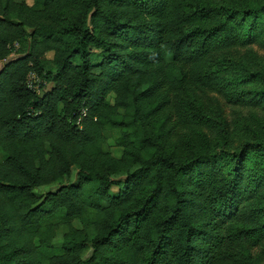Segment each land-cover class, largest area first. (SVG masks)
I'll list each match as a JSON object with an SVG mask.
<instances>
[{"label": "trees", "instance_id": "16d2710c", "mask_svg": "<svg viewBox=\"0 0 264 264\" xmlns=\"http://www.w3.org/2000/svg\"><path fill=\"white\" fill-rule=\"evenodd\" d=\"M30 1L0 0V264L263 261L264 140L232 152L221 103L264 124V74L218 54L264 52V4Z\"/></svg>", "mask_w": 264, "mask_h": 264}, {"label": "rangeland", "instance_id": "374dc122", "mask_svg": "<svg viewBox=\"0 0 264 264\" xmlns=\"http://www.w3.org/2000/svg\"><path fill=\"white\" fill-rule=\"evenodd\" d=\"M22 1V0H19ZM28 2H31L28 0ZM220 4L234 9H244L248 5H259L264 4V0H221ZM257 55L255 52H247L244 50H229L226 52H221L218 54V58L222 57L228 60L230 63H234V67L230 69L229 77L232 79L243 78L246 76V72H252L256 74H264V52L258 50ZM14 56L10 57L8 61H13ZM233 61V62H232ZM7 63H0V71L4 68ZM235 91H246L253 92L260 90L264 87V79L255 80L246 84H238ZM53 88V85L47 84L45 89H40L39 95L43 96L45 93L50 92ZM195 100H200L195 98ZM225 101V100H224ZM223 101V102H224ZM222 102V101H220ZM221 103V107L224 108V114L227 120L230 123V132L228 136V146L232 152L240 151L247 143L254 142L258 138L264 140V124L260 118H255L251 115L249 108L245 109H236L233 110L229 106H226L224 103ZM206 114L209 117L217 118L219 117V106L217 105V99L214 94H210L205 99L202 100ZM105 150L110 152L115 157L121 156V150L116 148L112 142H109L105 146ZM73 182H76L77 177L76 173L73 177ZM54 189H39L37 192L39 194H47L48 192H53ZM114 191L117 193L118 189L115 188ZM78 226V224H77ZM65 233L64 229H61L57 233V238L55 240L56 244L62 243V238ZM263 250H258L257 253L262 252ZM264 258V256H263ZM262 258V259H263ZM258 264H264L263 261H259Z\"/></svg>", "mask_w": 264, "mask_h": 264}, {"label": "built area", "instance_id": "2783aa9c", "mask_svg": "<svg viewBox=\"0 0 264 264\" xmlns=\"http://www.w3.org/2000/svg\"><path fill=\"white\" fill-rule=\"evenodd\" d=\"M27 85L31 91L35 92L38 95H39L40 89H43L41 87L42 82L41 80H39V78L37 77L35 73H32L29 75Z\"/></svg>", "mask_w": 264, "mask_h": 264}]
</instances>
